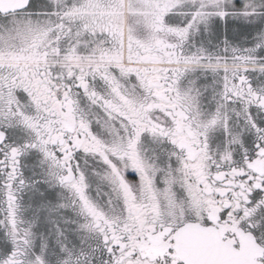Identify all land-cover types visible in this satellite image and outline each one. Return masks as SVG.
<instances>
[{"label": "snow or ice", "instance_id": "1", "mask_svg": "<svg viewBox=\"0 0 264 264\" xmlns=\"http://www.w3.org/2000/svg\"><path fill=\"white\" fill-rule=\"evenodd\" d=\"M0 264H264V0H0Z\"/></svg>", "mask_w": 264, "mask_h": 264}]
</instances>
